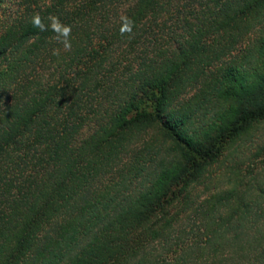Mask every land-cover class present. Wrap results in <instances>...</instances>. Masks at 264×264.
<instances>
[{
  "label": "trees",
  "instance_id": "trees-1",
  "mask_svg": "<svg viewBox=\"0 0 264 264\" xmlns=\"http://www.w3.org/2000/svg\"><path fill=\"white\" fill-rule=\"evenodd\" d=\"M13 3L0 264H264V158L232 157L264 122V0Z\"/></svg>",
  "mask_w": 264,
  "mask_h": 264
},
{
  "label": "rangeland",
  "instance_id": "rangeland-1",
  "mask_svg": "<svg viewBox=\"0 0 264 264\" xmlns=\"http://www.w3.org/2000/svg\"><path fill=\"white\" fill-rule=\"evenodd\" d=\"M13 2L14 0H4L0 4V22L3 14L13 9ZM234 151L232 157L234 160L242 161L243 166L254 165L257 169L260 168L264 158V122L255 125L249 134L236 144ZM257 153L261 155L256 158L254 155ZM229 163H231V158H229ZM219 170H222V167Z\"/></svg>",
  "mask_w": 264,
  "mask_h": 264
},
{
  "label": "clouds",
  "instance_id": "clouds-1",
  "mask_svg": "<svg viewBox=\"0 0 264 264\" xmlns=\"http://www.w3.org/2000/svg\"><path fill=\"white\" fill-rule=\"evenodd\" d=\"M49 19L52 20L51 29L54 33H56V36L54 39L64 44L65 49L70 50L71 49V43L69 40V37L71 35L72 27L71 25H65L63 24L58 17H49ZM122 24L120 27V33L121 35H124L125 33L131 34L134 27V21L131 18L128 17H121ZM32 23L35 27L40 28L41 31L46 30L45 26L41 22V17L39 13H36L33 16ZM53 55H59V49H53Z\"/></svg>",
  "mask_w": 264,
  "mask_h": 264
}]
</instances>
